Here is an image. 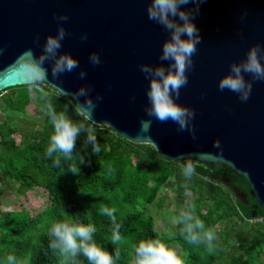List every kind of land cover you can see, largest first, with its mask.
I'll return each instance as SVG.
<instances>
[{
	"label": "water",
	"instance_id": "95a60500",
	"mask_svg": "<svg viewBox=\"0 0 264 264\" xmlns=\"http://www.w3.org/2000/svg\"><path fill=\"white\" fill-rule=\"evenodd\" d=\"M147 6L146 0H0V91L26 85L7 69L28 48L39 55L46 36L56 34L54 15L67 14L69 20L63 24L67 35L60 51L76 57L80 67L53 80L51 65L46 64L48 82L69 93L92 85L93 100L97 93L103 96L92 117L96 125H108L129 141L152 144L174 161L192 154L191 160L229 167L246 178L250 194L264 211V81H253L246 103L217 87L232 62L244 59L253 44L264 45V0H206L200 5L193 22L202 42L193 57L188 84L176 101L195 110V141L189 132H178L172 121L155 119L148 133L138 135L140 121L150 119L144 111L149 80L139 65H160L162 44L170 35L148 19ZM193 7L189 4L185 10ZM245 9L247 17L241 22ZM37 34L39 46L34 43ZM94 51L102 60L98 66L89 63ZM168 63L163 62L165 68ZM80 68L87 72L84 80L79 79ZM245 78L251 76L245 74ZM216 139L223 148L221 159L197 155L216 153L212 147Z\"/></svg>",
	"mask_w": 264,
	"mask_h": 264
},
{
	"label": "trees",
	"instance_id": "16d2710c",
	"mask_svg": "<svg viewBox=\"0 0 264 264\" xmlns=\"http://www.w3.org/2000/svg\"><path fill=\"white\" fill-rule=\"evenodd\" d=\"M42 87L52 93L57 112L67 105V114L74 121L83 119L68 97H57L50 85ZM0 95L4 101L0 107L6 114H0V197L4 189L16 183L19 196L42 187L50 198L48 206L40 210H0V264L8 254L27 258L29 264H61V257L49 248L48 232L51 222L65 217L95 224L98 245L113 256L116 247L120 248L117 264H130L133 245L138 241L157 237L171 247L178 244L185 253V264H263L264 220L258 218H264V211L250 194L246 178L238 177L229 167L191 160L196 175L185 187L180 171L185 161L168 159L152 144L129 141L108 125L88 122L100 152H93L82 132L74 155L77 162L82 155L84 163L79 165V173L73 174L68 171L69 162L62 161L57 167L47 157L53 129L46 114L39 120L26 115L31 102L28 86L9 87ZM37 98L43 104L39 94ZM167 184L181 198L172 215H178L179 209L191 201L205 225L216 228L218 239L213 252L204 245H189L179 234L180 225H176L174 237L156 229L148 206L160 201ZM101 205L117 209L116 220L125 243H110L112 221L99 214ZM78 260L88 264L82 255Z\"/></svg>",
	"mask_w": 264,
	"mask_h": 264
},
{
	"label": "clouds",
	"instance_id": "9594fccd",
	"mask_svg": "<svg viewBox=\"0 0 264 264\" xmlns=\"http://www.w3.org/2000/svg\"><path fill=\"white\" fill-rule=\"evenodd\" d=\"M147 16L164 28L170 35L162 44V52L158 66L149 63H141L139 70L149 80L146 90L148 100L144 111L150 119L140 121L138 135L148 133L151 129L152 120L161 123L172 121L177 125L178 132H189L192 139H197L196 130L192 121L195 118V110L189 106L177 103L181 89L188 84V73L194 68L193 57L198 51V45L202 42L200 31L193 22L200 13V5L206 0H146ZM189 4L195 7L185 10ZM247 17V10L240 14L241 22ZM58 27L55 35L46 36L42 50L39 55L32 48L20 53L15 61L9 66L14 78L28 86L31 93L35 90L46 108V116L52 126V134L46 148V155L53 160L55 166H61V162L68 163V171L73 174L79 173V165L84 163V157L74 155L76 141L80 134H86V143L92 146L94 153L100 152V146L93 128L88 122L96 124L92 119L97 105L103 101V96L96 94L95 101L90 93L93 86L81 85L75 92L69 93L62 87H57L48 82L49 69L46 64L51 65V77L59 80L65 73H72L80 67L79 60L68 52H61L62 42L67 32L63 26L69 20L67 14L54 15ZM186 37V39H185ZM86 39V37H85ZM34 43L39 46L40 36L34 37ZM3 50L0 49V54ZM89 63L98 66L102 63L97 52L90 53ZM169 62L165 68L163 62ZM264 45L253 44L247 51L246 56L239 62H232L229 71L218 81L220 91L235 93L241 103H246L252 93L253 81H264ZM245 74L251 76L246 79ZM79 79L87 77L85 69L80 68ZM62 83V82H61ZM43 85H51L55 89L57 97H68L69 104L75 108L76 113L83 117L80 121H74L67 113L68 106L57 112L51 92L46 91ZM83 98V99H82ZM212 147L217 149L216 153H200L209 160L222 158L223 148L219 139L213 141ZM190 154L181 165V174L187 182L196 175L195 165L191 162ZM117 209L101 205L99 214L107 216L112 221L110 243L121 245L125 238L120 233L121 225L116 220ZM172 221L180 225L179 234L189 245H204L209 252L216 248L218 239L215 227L206 226L204 221L197 215V206L189 202L179 209L178 215L172 216ZM97 229L95 224H84L72 217L51 222L48 235L50 237L49 248L53 253L61 257V264H80L79 256H83L88 264H117L120 259V248L116 247L115 255L94 239ZM3 264H29L28 259H18L14 254H8ZM130 264H185V260L175 248L169 246L163 239L148 238L141 239L133 245Z\"/></svg>",
	"mask_w": 264,
	"mask_h": 264
},
{
	"label": "rangeland",
	"instance_id": "374dc122",
	"mask_svg": "<svg viewBox=\"0 0 264 264\" xmlns=\"http://www.w3.org/2000/svg\"><path fill=\"white\" fill-rule=\"evenodd\" d=\"M8 91L7 93H10ZM38 93L33 90L31 92V102L27 106V116L39 120L45 115V106L38 101ZM0 104H4L2 95H0ZM0 114L6 116L0 107ZM22 116V115H20ZM18 139L19 135H18ZM18 184H14L11 188L3 190L0 197V210L3 212L19 211L22 208H27L31 211L40 210L46 208L50 202L48 192L42 187H36L30 190L26 196L22 197L18 195L16 191ZM192 193H189V197L192 198ZM180 197L176 195L175 189L169 184L164 185L161 190L160 201L157 204L148 206L149 212L154 216L156 221V229L161 233L174 237L176 235V224L172 221V211L176 210V203L180 201ZM162 201V202H161ZM175 250L181 254L185 260V253L178 244L172 246ZM262 259L264 264V249L262 252Z\"/></svg>",
	"mask_w": 264,
	"mask_h": 264
},
{
	"label": "built area",
	"instance_id": "2783aa9c",
	"mask_svg": "<svg viewBox=\"0 0 264 264\" xmlns=\"http://www.w3.org/2000/svg\"><path fill=\"white\" fill-rule=\"evenodd\" d=\"M258 220H261V221H263V220H264V218L260 217V218H258Z\"/></svg>",
	"mask_w": 264,
	"mask_h": 264
}]
</instances>
